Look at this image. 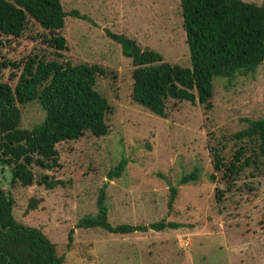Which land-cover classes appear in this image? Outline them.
<instances>
[{
    "label": "rangeland",
    "instance_id": "obj_1",
    "mask_svg": "<svg viewBox=\"0 0 264 264\" xmlns=\"http://www.w3.org/2000/svg\"><path fill=\"white\" fill-rule=\"evenodd\" d=\"M61 1L67 13L77 11L91 21L66 18L61 34L68 50L59 61L107 70V76L97 77L96 90L112 108L109 134L98 138L86 132L80 140L57 147L59 169H35L38 178L48 174L66 183L53 191L37 183L12 185L9 167L0 165V186L15 202L16 220L41 230L65 264H264V164L254 178L253 169L247 170L230 192L222 174L216 183L209 180L214 173L212 148H224L230 160L236 150L233 136L248 127L246 119H264V63L254 75L216 79L213 109L171 101L163 119L133 101L132 60L108 32L136 40L143 50L160 53L165 62L190 68L181 0ZM45 36L50 33L31 19L21 38L0 36L3 56L21 65L5 70L3 81L15 88L29 56L57 59L58 51ZM11 72L18 75L14 81H9ZM19 107L23 129L32 130L45 120L39 103ZM124 158L129 164L123 177L109 181L108 173ZM196 167L200 180L179 186L182 176ZM106 184L113 226L166 220L182 227L123 236L77 228L84 217L97 215L99 193ZM171 185L179 190L172 211ZM217 189L222 201L217 200ZM32 200L38 202L35 211H29Z\"/></svg>",
    "mask_w": 264,
    "mask_h": 264
},
{
    "label": "trees",
    "instance_id": "obj_2",
    "mask_svg": "<svg viewBox=\"0 0 264 264\" xmlns=\"http://www.w3.org/2000/svg\"><path fill=\"white\" fill-rule=\"evenodd\" d=\"M181 10L191 67L185 68L165 62L154 50H143L138 42L123 34L108 32L121 45L123 55L133 63V101L163 119L168 117L172 102H188L213 109L216 79L233 81L239 75L255 74L264 63V0L261 5L242 0H181ZM72 16L91 21L87 16L64 10L61 0H0V36L21 38L29 20L50 33L45 42L57 52V59L45 61L29 56L15 88L3 81L7 69L21 68L3 56L0 48V165L9 167L11 184L31 187L35 183L48 191L65 187L66 183L43 174L38 178L35 169L55 171L60 168L58 146L80 140L86 132L96 137L109 134L107 117L111 113L108 100L96 90L97 77L107 76L100 65L61 63L62 52L68 50L61 32L66 18ZM1 44V42H0ZM22 64V63H21ZM18 78L11 72L9 81ZM32 102L40 104L45 120L32 130L23 129L19 106ZM248 127L237 132L233 139L236 150L228 160L222 150L212 148L214 173L209 180L217 182L222 174L227 191H232L239 178L250 169L251 177L264 164V119H246ZM129 161L122 159L107 178L123 177ZM200 168L182 176L179 186L200 180ZM106 184L99 193L98 213L81 219L77 228L100 229L113 235H130L148 231L177 230L182 226L166 220L149 225L109 222L106 203ZM218 201L223 193L216 190ZM178 186H170L169 210L178 197ZM15 202L0 186V264H65L57 247L39 229L26 227L14 215ZM37 200L29 204V211L37 210ZM70 231L68 248L73 245Z\"/></svg>",
    "mask_w": 264,
    "mask_h": 264
}]
</instances>
